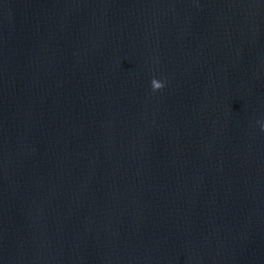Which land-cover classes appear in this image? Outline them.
Returning <instances> with one entry per match:
<instances>
[{
  "label": "water",
  "instance_id": "obj_1",
  "mask_svg": "<svg viewBox=\"0 0 264 264\" xmlns=\"http://www.w3.org/2000/svg\"><path fill=\"white\" fill-rule=\"evenodd\" d=\"M260 121L264 0H0V264H264Z\"/></svg>",
  "mask_w": 264,
  "mask_h": 264
},
{
  "label": "clouds",
  "instance_id": "obj_2",
  "mask_svg": "<svg viewBox=\"0 0 264 264\" xmlns=\"http://www.w3.org/2000/svg\"><path fill=\"white\" fill-rule=\"evenodd\" d=\"M163 86H164L163 81L158 80L156 78H153L151 80V87L154 91L161 89ZM259 124H260L261 130L264 131V121H260Z\"/></svg>",
  "mask_w": 264,
  "mask_h": 264
}]
</instances>
